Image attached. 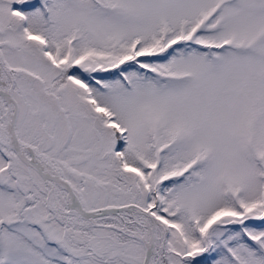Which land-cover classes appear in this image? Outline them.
<instances>
[{
  "label": "snow or ice",
  "instance_id": "6c2138e0",
  "mask_svg": "<svg viewBox=\"0 0 264 264\" xmlns=\"http://www.w3.org/2000/svg\"><path fill=\"white\" fill-rule=\"evenodd\" d=\"M0 264H264V0H0Z\"/></svg>",
  "mask_w": 264,
  "mask_h": 264
}]
</instances>
